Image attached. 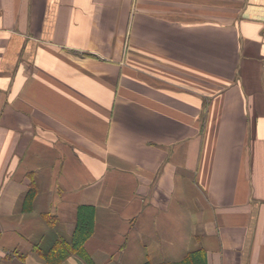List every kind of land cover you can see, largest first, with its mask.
I'll return each instance as SVG.
<instances>
[{"label": "crops", "instance_id": "obj_1", "mask_svg": "<svg viewBox=\"0 0 264 264\" xmlns=\"http://www.w3.org/2000/svg\"><path fill=\"white\" fill-rule=\"evenodd\" d=\"M80 205L58 264H264V0H0V264Z\"/></svg>", "mask_w": 264, "mask_h": 264}, {"label": "trees", "instance_id": "obj_2", "mask_svg": "<svg viewBox=\"0 0 264 264\" xmlns=\"http://www.w3.org/2000/svg\"><path fill=\"white\" fill-rule=\"evenodd\" d=\"M36 194L35 186L30 184L24 195V201L31 203ZM94 226V209L90 205H80L78 208L77 219L75 222L73 237L70 244L63 240H57L50 251L44 254L47 264H58L70 253L77 254L82 259L89 261V256L85 252L84 243L92 234ZM143 264H153L147 261ZM162 264V263H159ZM173 264H205L204 253L198 251L190 253L184 260Z\"/></svg>", "mask_w": 264, "mask_h": 264}]
</instances>
